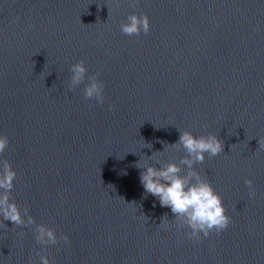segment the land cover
<instances>
[{
	"label": "water",
	"instance_id": "obj_1",
	"mask_svg": "<svg viewBox=\"0 0 264 264\" xmlns=\"http://www.w3.org/2000/svg\"><path fill=\"white\" fill-rule=\"evenodd\" d=\"M132 14L150 33L121 31ZM81 60L103 104L85 98L87 79L69 90ZM179 130L223 142L196 170L232 223L200 240L135 166ZM0 134L12 200L69 238L44 246L35 225L4 220L0 264H40L42 252L52 264H264V0H0ZM185 155L169 146L147 162Z\"/></svg>",
	"mask_w": 264,
	"mask_h": 264
},
{
	"label": "clouds",
	"instance_id": "obj_2",
	"mask_svg": "<svg viewBox=\"0 0 264 264\" xmlns=\"http://www.w3.org/2000/svg\"><path fill=\"white\" fill-rule=\"evenodd\" d=\"M121 31L127 36H139L141 32L148 34L151 31V21L148 15L132 14L127 17V22L121 25ZM70 91L84 82H90L84 89V96L88 100H95L103 104L104 85L98 75L88 76V68L83 60L71 66ZM113 107V106H110ZM180 131V130H179ZM164 143V142H162ZM260 143V142H259ZM9 137L0 134V155L9 148ZM183 150L187 153L179 163L170 162L157 167L148 160L155 159V154L163 153L166 147ZM145 147L152 149L150 143ZM164 151L155 152L151 157L136 163L141 170L140 183L146 194H151L161 207L170 208L179 221L178 226L187 228L189 239L200 240L210 237L213 232L219 234L229 228L232 223L227 214L222 197L216 192L211 182L197 170V164H203L209 157H217L223 152V142L215 134L196 136L191 131H180L179 140L174 144L164 143ZM158 162V161H157ZM184 166V167H182ZM185 168L187 169L186 174ZM126 174V173H125ZM16 171L7 161H0V228L4 227L3 221L10 220L16 226L30 227L35 225L36 242L48 246L56 245L61 240L68 242V236H57L53 228L46 225H36L35 218L27 208L23 210L12 200L11 193L15 188ZM249 190L253 189V181H245ZM27 217V219H25ZM160 224L171 226L167 216ZM40 264H52L48 255L39 253Z\"/></svg>",
	"mask_w": 264,
	"mask_h": 264
}]
</instances>
